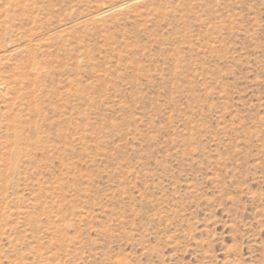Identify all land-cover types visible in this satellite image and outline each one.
<instances>
[{
    "label": "rangeland",
    "instance_id": "1",
    "mask_svg": "<svg viewBox=\"0 0 264 264\" xmlns=\"http://www.w3.org/2000/svg\"><path fill=\"white\" fill-rule=\"evenodd\" d=\"M0 264H264V0H0Z\"/></svg>",
    "mask_w": 264,
    "mask_h": 264
},
{
    "label": "bare ground",
    "instance_id": "2",
    "mask_svg": "<svg viewBox=\"0 0 264 264\" xmlns=\"http://www.w3.org/2000/svg\"><path fill=\"white\" fill-rule=\"evenodd\" d=\"M14 50H17V48H12L9 50L8 53H5V51H0V58H3L6 56V54H9L10 52L14 51Z\"/></svg>",
    "mask_w": 264,
    "mask_h": 264
}]
</instances>
